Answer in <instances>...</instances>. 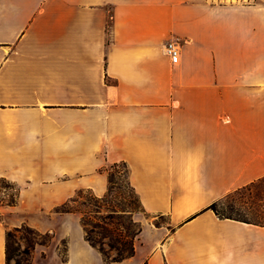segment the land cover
<instances>
[{"label": "crops", "instance_id": "crops-1", "mask_svg": "<svg viewBox=\"0 0 264 264\" xmlns=\"http://www.w3.org/2000/svg\"><path fill=\"white\" fill-rule=\"evenodd\" d=\"M115 163L148 214L115 264H264V227L207 210L264 179V0H0V264L23 226L54 236L32 264H105L57 209Z\"/></svg>", "mask_w": 264, "mask_h": 264}, {"label": "trees", "instance_id": "trees-1", "mask_svg": "<svg viewBox=\"0 0 264 264\" xmlns=\"http://www.w3.org/2000/svg\"><path fill=\"white\" fill-rule=\"evenodd\" d=\"M109 167L110 171L108 169L103 170L108 173L109 181V190L105 197L97 198L89 191H79L74 198L60 206L57 209V213L79 214L85 232V240L102 255L106 264H115L135 255V241L142 232V225L135 220L134 216L137 214L148 216V214L131 186L129 180L130 171L127 164L115 163ZM123 181H127L134 196V198H130L131 200L123 198L120 201L118 199V197H121L120 185ZM0 182L3 184L2 187L4 189L15 190L16 192L13 195V199L8 202L0 201V204L15 205L19 189L5 179L0 180ZM254 184L239 189L223 198L231 200L229 203L231 211L256 205V195H251V193L248 195L243 194L244 191L250 192V187H253ZM116 191L118 192L117 196H115ZM86 193L89 196L88 200L83 198ZM259 202H262V200H259ZM217 203L208 207L207 210L213 211L220 219H230L264 227L263 224L251 221L239 214L228 215L219 213L216 210ZM127 214H130V219L125 218ZM257 217L262 219L260 214ZM17 234L21 235L17 236ZM53 239V234L41 233L29 226L8 231L6 234V264H12L13 262L14 264H32V256L36 247H47L51 245ZM21 243H25V246L22 247ZM62 247L63 260L66 261V241L63 242Z\"/></svg>", "mask_w": 264, "mask_h": 264}, {"label": "rangeland", "instance_id": "rangeland-1", "mask_svg": "<svg viewBox=\"0 0 264 264\" xmlns=\"http://www.w3.org/2000/svg\"><path fill=\"white\" fill-rule=\"evenodd\" d=\"M106 169H108L110 171V167H107ZM108 176V173H107ZM2 183L0 182V201H4V202H8L9 200L13 199V195L16 194L15 190H7L4 189L2 187ZM121 187V197H118V199L120 201L123 200V198L129 199L130 198H134V196L132 195L131 189L127 183V181H123L120 185ZM251 195H256L257 196V200L255 201L256 205L253 207H244L242 209H236L235 211H231L229 208V203L231 202L230 199H223L221 201H219V203H217L216 206V210L219 213L222 214H233V215H241L242 217H245L251 221L254 222H258L264 225V179L257 182L256 184H254L253 187H250V192L249 191H244L243 194H250ZM118 192H115V196H117ZM119 196V195H118ZM84 200H88L89 196L88 193L83 195ZM259 200H262V202H259ZM260 214L262 216V219L258 218L257 215ZM130 214H127V216L125 217L126 219H130ZM146 217L143 214H137L134 216L135 220H138L137 222H139V220H144ZM155 222L157 224H166L167 220L165 218H159V219H155ZM21 234H17V236H20ZM76 239V238H74ZM21 246L24 247L25 243H21ZM61 254L63 256V247L61 245ZM14 264V262L12 263ZM106 264V263H105Z\"/></svg>", "mask_w": 264, "mask_h": 264}, {"label": "built area", "instance_id": "built-area-1", "mask_svg": "<svg viewBox=\"0 0 264 264\" xmlns=\"http://www.w3.org/2000/svg\"><path fill=\"white\" fill-rule=\"evenodd\" d=\"M181 48L180 44L178 42H170L166 47H165V53L167 56L170 57L171 62L173 64H177L180 60V53Z\"/></svg>", "mask_w": 264, "mask_h": 264}]
</instances>
